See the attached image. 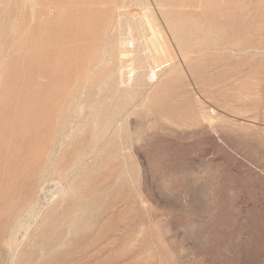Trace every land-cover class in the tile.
I'll use <instances>...</instances> for the list:
<instances>
[{
  "label": "rangeland",
  "instance_id": "374dc122",
  "mask_svg": "<svg viewBox=\"0 0 264 264\" xmlns=\"http://www.w3.org/2000/svg\"><path fill=\"white\" fill-rule=\"evenodd\" d=\"M0 264H264V0H0Z\"/></svg>",
  "mask_w": 264,
  "mask_h": 264
},
{
  "label": "bare ground",
  "instance_id": "6f19581e",
  "mask_svg": "<svg viewBox=\"0 0 264 264\" xmlns=\"http://www.w3.org/2000/svg\"><path fill=\"white\" fill-rule=\"evenodd\" d=\"M144 20H146V19H144ZM147 20H148V19H147ZM147 22H149L148 24L150 25L151 28H154L153 25L151 24V22H150L149 20H148ZM147 22H146V23H147ZM148 28H149V27H148ZM154 30H155V29H154ZM156 32H157V31H156ZM159 32H160V31H158V33H159ZM141 34H142V33H141ZM160 34H161V33H160ZM160 34H159V35H160ZM156 35H157V34H156ZM162 35H163V34H162ZM139 37H140V36H139ZM151 37H152V35H151ZM161 37H162V36L160 35L159 38H161ZM142 38H143V36H142ZM161 39H162V38H161ZM146 40H147V38H146ZM135 41H136V40H135ZM147 41H148V40H147ZM129 42H130V40H129V41L127 40V45H129ZM132 42H133V43H132V44H133L132 46L134 47V41L132 40ZM157 43H158V42H157ZM159 44H160V43H159ZM155 45H156V44H155ZM148 46H149V45H148ZM159 46H162V44L159 45ZM146 47H147V46H146ZM156 47H158V46L156 45ZM156 47H155V48H156ZM162 47H163V46H162ZM150 48H151V47H150ZM163 48H164V47H163ZM151 49H152V48H151ZM160 49H162V48H160ZM139 50H141V49H139ZM156 50H157V48H156ZM156 50H155V51H156ZM133 52H134V51H133ZM138 52H139V51H138ZM138 52H136V54H137ZM145 52H146V51H145ZM145 52H144V53H145ZM157 52H158V51H157ZM163 52H165V51H162V50H161V54H163ZM139 54H140V52H139ZM131 55L133 56V53H128V54L125 53V56H130V57H131ZM144 56H145V55H144ZM133 58H134V57H133ZM135 58H136V56H135ZM153 59H154V58H153ZM140 61H141V60H140ZM156 61H157V59H156ZM143 62H144V61H143ZM132 65H133V64H132ZM138 66H139V65H138ZM135 68H136V67H135ZM135 68H134V67H130V69H129V72L131 73V74H130V77H131L132 75L134 76ZM139 68H140V67H139ZM152 69H154V71L152 72L151 77H156V71H155V68H152ZM130 79H131V78H130ZM132 79H133V78H132ZM152 79H153V78H152ZM39 200H40V199H39ZM39 202H40V201H39Z\"/></svg>",
  "mask_w": 264,
  "mask_h": 264
}]
</instances>
